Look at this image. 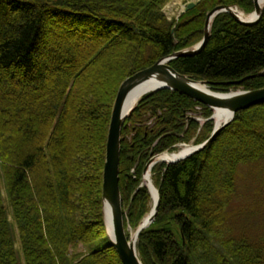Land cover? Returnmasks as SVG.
I'll use <instances>...</instances> for the list:
<instances>
[{"label":"trees","instance_id":"16d2710c","mask_svg":"<svg viewBox=\"0 0 264 264\" xmlns=\"http://www.w3.org/2000/svg\"><path fill=\"white\" fill-rule=\"evenodd\" d=\"M171 1L0 0V264H21L14 227L25 264H122L103 212L106 145L121 84L201 41L216 4L256 8L255 0H203L172 35L175 19L164 12ZM171 65L217 92L264 87V11L251 25L220 13L202 51ZM197 107L203 123L189 115ZM213 113L171 89L143 96L122 130L126 226L136 228L150 210V191L141 186L150 158L207 140ZM262 159L264 102L238 111L201 151L156 164L160 200L139 234L142 262L264 264V236H234L229 224L240 165ZM99 240L106 244L79 250Z\"/></svg>","mask_w":264,"mask_h":264},{"label":"water","instance_id":"95a60500","mask_svg":"<svg viewBox=\"0 0 264 264\" xmlns=\"http://www.w3.org/2000/svg\"><path fill=\"white\" fill-rule=\"evenodd\" d=\"M202 1L203 0H192L188 2L177 17L176 24L184 13L193 9ZM254 2L256 8L255 11L250 14L251 16L253 15L250 18L239 15L238 10H243L238 5L221 4L215 6L207 13L205 34L199 43L192 47L174 51L160 58L156 63L128 77L121 84L112 110L106 145V161L103 171V212L104 223L110 243L117 251L122 264H144L137 249V241L140 232L155 220L160 200L159 189L153 184L152 180H150V171L155 164L164 161L158 158L160 154L155 155L149 160L144 169V178L147 179V176H149L150 185H154L157 190V201L154 203L153 209L140 221L135 232L128 235L127 230H131V227L128 226L126 228L125 226L119 174L122 130L127 118L138 105V103H136L134 106H130L131 96L137 89L146 84V87L149 86V88L145 94L161 89H171L191 97L193 100L210 107L214 111L219 109L230 111L232 116L223 124H216L212 135L207 140L200 144L187 146L186 148L188 150L186 153L167 163H173L188 158L210 145L219 132L234 119L238 111L264 102V87L254 90H238L230 93H219L211 90L206 80H196L186 74L180 73L171 65V62L179 57L196 54L202 51L210 39L213 21L220 13L228 12L236 20L246 25L258 22L263 14L264 5H260V0H255ZM175 27L176 26L171 30L172 35H175ZM211 118L214 119V115ZM148 188L152 194V189L149 184ZM106 208L108 209L107 214L109 215L111 223V234L108 231L106 223Z\"/></svg>","mask_w":264,"mask_h":264},{"label":"rangeland","instance_id":"374dc122","mask_svg":"<svg viewBox=\"0 0 264 264\" xmlns=\"http://www.w3.org/2000/svg\"><path fill=\"white\" fill-rule=\"evenodd\" d=\"M191 0H172L168 3L164 11L168 18L175 19L179 11L183 6ZM221 5V4H216ZM209 12V11H208ZM207 12V13H208ZM232 92V91H230ZM230 92H219V93H230ZM199 112H190V116H194L201 123L204 122V118L200 115L201 107H197ZM153 120L149 123L151 124ZM215 122V121H214ZM108 140V138H107ZM186 144H195L194 142ZM184 147L179 145L178 150ZM120 177V175H119ZM151 179L153 181V174L151 173ZM154 183V181H153ZM144 186H148L145 179H143ZM0 185L4 187V181L0 172ZM5 204L8 212H11V204L7 198L4 190ZM154 205L153 196L149 203V209L151 210ZM149 210V211H150ZM148 211V212H149ZM229 224L232 228V234L234 236H245L251 241H259L264 236V159L240 165L237 175V187L236 195L229 207ZM11 218V216H10ZM135 228H131L130 234L135 232ZM14 235L16 236V251L21 264H25L23 252L21 249L20 240L17 237L16 229L14 227ZM106 244L105 240H99L97 242L90 243L88 245H80L79 250L87 252L95 250L98 247Z\"/></svg>","mask_w":264,"mask_h":264},{"label":"bare ground","instance_id":"6f19581e","mask_svg":"<svg viewBox=\"0 0 264 264\" xmlns=\"http://www.w3.org/2000/svg\"><path fill=\"white\" fill-rule=\"evenodd\" d=\"M260 5H264V0H260ZM181 11V10H180ZM179 11V13H180ZM178 13V14H179ZM238 13L240 16L242 17H252L251 15H247L245 14L243 11L238 10ZM147 85L145 84V86L140 87L139 89H137L133 95L130 98V106H134L136 103H138V101L143 97V95H145V93L148 91V87H146ZM232 116V113L230 111L227 110H216L214 113V119L217 125H221L223 124L227 119H229ZM187 148L182 147L181 149H179V151H174V152H165L163 154L159 155V159L160 160H164L166 162H170L173 159H177L179 158L181 155H183L184 153L187 152ZM145 181L147 182V184H149V186H151L152 189V196H153V200L154 202L157 201V190L155 188L154 185H150V180H149V176H147V179H145ZM149 182V183H148ZM108 213V209L106 208V223H107V228L109 233L111 234V223H110V218Z\"/></svg>","mask_w":264,"mask_h":264}]
</instances>
